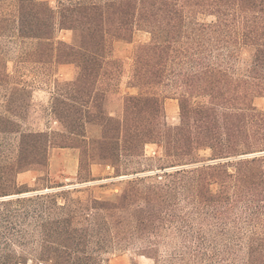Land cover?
I'll use <instances>...</instances> for the list:
<instances>
[{"label": "trees", "instance_id": "trees-1", "mask_svg": "<svg viewBox=\"0 0 264 264\" xmlns=\"http://www.w3.org/2000/svg\"><path fill=\"white\" fill-rule=\"evenodd\" d=\"M16 2L0 14V31L14 17L19 36L45 40L61 64L76 66L56 100L57 117L71 135L87 137L78 131L88 123L102 131L83 138L85 148L21 132L16 162L0 171V264H103L105 252L139 241V254L154 264H264V153L244 156L264 152V110L253 105L264 96V0ZM57 25L73 31L72 42L56 45ZM139 25L152 40L136 48L141 92L127 96L120 120L100 110L98 84L110 40H131ZM157 86L175 90L179 125L165 122V97L150 91ZM149 142L164 146L163 173L111 182L119 187L109 198L75 200L70 188L44 190L63 184L23 190L17 181L24 170H42L36 165L48 175L52 147L81 149L82 171L85 156L110 164L142 156ZM92 180L90 170L79 182ZM168 238L176 245L162 256Z\"/></svg>", "mask_w": 264, "mask_h": 264}, {"label": "rangeland", "instance_id": "rangeland-1", "mask_svg": "<svg viewBox=\"0 0 264 264\" xmlns=\"http://www.w3.org/2000/svg\"><path fill=\"white\" fill-rule=\"evenodd\" d=\"M48 1L52 6L57 7L58 0ZM16 8V0H0V14L11 13V10ZM212 19L211 16L207 17V20ZM2 28L4 31H0V128L6 131L0 133V171L4 170L8 164L16 162L21 144V132H46L49 134L52 143L78 144L85 148L87 145L82 141L83 138L90 142L94 140L93 138L100 136L101 124L99 122L88 123L78 131L87 137L71 135L66 124L59 120L54 112L57 98L64 97L62 94L65 92V82L74 79L70 78L71 73L64 69L65 67H60L61 63L56 59V52L49 50L45 40L19 36L14 17L4 23ZM72 38H74L72 30L61 29L57 25L54 37L56 45L59 41L71 42ZM151 40V32L143 25L137 26L129 41L110 40L109 58L98 84L103 99H100L97 105L104 115L114 116L120 120L127 117L125 113L127 96L138 95L141 92L139 87L134 86L133 82L135 51L138 45L148 43ZM73 66L77 70L75 65ZM150 91L151 93H160L165 97V122L169 126L179 125L181 123L180 105L179 100L175 98V90L168 86H157ZM253 105L259 110H264V96L255 97ZM60 106L59 110H68L67 106ZM59 148L64 147L51 148L48 156L49 164L53 163V159H51L53 155H58L57 153L62 155V152H67L61 151ZM67 149L71 154L80 156L81 149ZM142 152V156L124 155L120 160L109 161L110 164H92L91 159L85 156L87 165L82 171L79 160L76 171L73 163L65 162L57 157L50 169L52 174L46 175L47 167L36 165L33 168L42 169L36 170L41 172V179L36 180L33 172L35 170L29 169L19 174L17 181L18 184L24 186V188L21 187L23 190L29 187H37V185L52 186L65 182L72 189L69 196L75 200H87L94 195L111 197L113 192L118 191L119 186L109 183L106 187H102L101 184L111 182L115 178L123 180L139 174L163 173L164 170L161 169V166L165 165L167 161L163 144L158 142L146 143L143 145ZM200 154L210 157V150H201ZM65 163L70 173L63 171L67 169L64 166ZM97 164L101 165L97 166ZM93 165H96L93 174L101 179L79 182L88 176L90 177V170ZM166 169L173 168L167 167ZM78 170H80V176ZM117 174L119 175L117 176ZM65 176L71 178L64 180ZM174 241V239L168 238V242L160 245L159 252L162 256H168L174 251L176 245ZM144 245V241H139L131 249H110L103 254V264H154L152 259L139 254ZM32 263L30 261V264Z\"/></svg>", "mask_w": 264, "mask_h": 264}, {"label": "crops", "instance_id": "crops-1", "mask_svg": "<svg viewBox=\"0 0 264 264\" xmlns=\"http://www.w3.org/2000/svg\"><path fill=\"white\" fill-rule=\"evenodd\" d=\"M73 41V38H72V40H71V42ZM68 42V41H67ZM74 64H60V67H62V68H64V69H67V71H69V73H71V79H73V78H75V74L77 73H75V71H77V70H75V68H74V66H73ZM76 67V66H75ZM75 73V74H74ZM61 151H67V152H62V155L61 154H59V153H57L58 155H53V157L51 158V159H53V163H54V161L55 160H57V157L58 158H60L61 160H64L65 162H68V163H73L74 165H75V170L77 171V169H78V160H79V157H77L75 154H71L70 152H69V150L67 149V148H59ZM61 155V156H60ZM56 156V157H55ZM50 160V159H49ZM52 162L49 164V167H48V174L50 175V173L52 174V170H50L51 169V167H52V164H53ZM98 165H101V164H97V166ZM64 166H66V168H67V165H66V163H65V165ZM95 167H96V165H93V167H92V169H91V171H92V176H93V178H95V180H97V179H101V178H98L99 176H96V174H93V170L95 169ZM108 167H110V166H108ZM68 169L69 168H67L66 170L64 169L63 171L64 172H66V173H70L69 171H68ZM34 173H35V176H34V178L37 180L40 176H41V172L40 171H33ZM78 172H79V170H78ZM23 173V172H22ZM22 173H20V174H22ZM71 177L70 176H65L64 177V180H67V179H70ZM120 178H115V179H113V180H111V182H116V181H118ZM63 180V181H64ZM111 182H105V183H103V184H109V183H111ZM61 184H63V186H61V187H53V188H51V187H47L46 189H44L45 191H50V190H57V189H62V188H69L70 187V185L69 184H66L65 182H61ZM101 186L102 187H106V186H103L102 184H101ZM40 191H43V190H40ZM35 192H39V191H35ZM94 196H96V197H98V198H109V197H102V196H98V195H94Z\"/></svg>", "mask_w": 264, "mask_h": 264}, {"label": "water", "instance_id": "water-1", "mask_svg": "<svg viewBox=\"0 0 264 264\" xmlns=\"http://www.w3.org/2000/svg\"><path fill=\"white\" fill-rule=\"evenodd\" d=\"M264 152H261V153H254V154H249V155H244V156H253V155H257V154H262ZM26 194H29V193H26Z\"/></svg>", "mask_w": 264, "mask_h": 264}]
</instances>
